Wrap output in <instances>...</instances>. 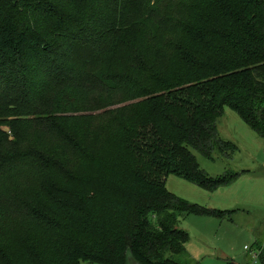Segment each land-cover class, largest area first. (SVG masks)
<instances>
[{"label":"trees","instance_id":"trees-1","mask_svg":"<svg viewBox=\"0 0 264 264\" xmlns=\"http://www.w3.org/2000/svg\"><path fill=\"white\" fill-rule=\"evenodd\" d=\"M225 106L264 138V0H0V264H195Z\"/></svg>","mask_w":264,"mask_h":264},{"label":"rangeland","instance_id":"rangeland-1","mask_svg":"<svg viewBox=\"0 0 264 264\" xmlns=\"http://www.w3.org/2000/svg\"><path fill=\"white\" fill-rule=\"evenodd\" d=\"M216 126L219 137L235 143L238 150L229 157L215 152L213 160L193 151L200 168L211 177L227 171L247 172L213 191L173 174L166 178V188L187 202L216 211H236L231 217L193 213L181 217L178 226L188 234V256L195 264H264L259 251L264 255V138L228 106Z\"/></svg>","mask_w":264,"mask_h":264},{"label":"crops","instance_id":"crops-1","mask_svg":"<svg viewBox=\"0 0 264 264\" xmlns=\"http://www.w3.org/2000/svg\"><path fill=\"white\" fill-rule=\"evenodd\" d=\"M258 247H259V246H258ZM259 249H260V247H259ZM259 251L262 252L261 249H260ZM128 252H130V251H128ZM128 252H126V255H125V264H128V263H129V264H137V263H136L137 261L135 260V258L133 257V255H132L131 252H130V254H131V256L133 257V259H134L136 262H135L134 260L132 261L131 259H130V260L128 259V258H129V257H128V255H129ZM263 258H264V257H263Z\"/></svg>","mask_w":264,"mask_h":264},{"label":"built area","instance_id":"built-area-1","mask_svg":"<svg viewBox=\"0 0 264 264\" xmlns=\"http://www.w3.org/2000/svg\"><path fill=\"white\" fill-rule=\"evenodd\" d=\"M253 258H257V255H256V254H254V255H253Z\"/></svg>","mask_w":264,"mask_h":264}]
</instances>
